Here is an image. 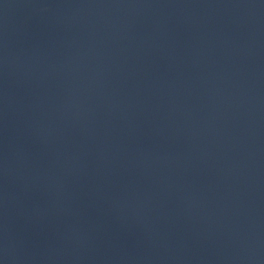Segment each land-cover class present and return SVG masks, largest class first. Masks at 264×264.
Returning <instances> with one entry per match:
<instances>
[{"label": "water", "instance_id": "1", "mask_svg": "<svg viewBox=\"0 0 264 264\" xmlns=\"http://www.w3.org/2000/svg\"><path fill=\"white\" fill-rule=\"evenodd\" d=\"M264 224V0H0V264H231Z\"/></svg>", "mask_w": 264, "mask_h": 264}]
</instances>
